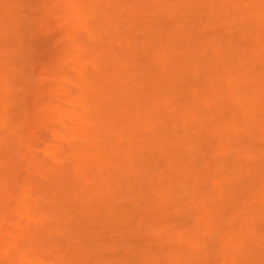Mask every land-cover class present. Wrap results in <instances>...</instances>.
<instances>
[{
	"label": "rangeland",
	"instance_id": "1",
	"mask_svg": "<svg viewBox=\"0 0 264 264\" xmlns=\"http://www.w3.org/2000/svg\"><path fill=\"white\" fill-rule=\"evenodd\" d=\"M0 1L3 3V7L0 6V51L2 52L0 53V77L2 78L3 76L2 79H4L3 83L0 82V90L2 91H0V95L1 97L3 96L2 98L0 97V103L16 102L17 99L23 98L22 96H27L29 97V106L35 100L36 103L34 102V104L36 107L34 108L36 112L42 107H48L47 110L50 112V114L48 112L49 116L47 115L50 119L45 120L34 109H28V111L32 110L36 113V117L32 116L34 118L30 119L32 121L29 124V126L31 125L30 128L28 126V129L25 128V131L21 128L22 132H27L26 134L33 132L31 134L34 137H32L33 139L31 138L33 140L30 149L31 155L29 154L28 158L52 167L53 165L55 166L54 162L52 165V159L56 162L59 161L58 165L66 162L65 167L69 166L70 161H73L77 165L76 172L78 171V173L82 168L85 169L87 166L86 170H84L85 174L82 171L83 176L87 178L82 176V179V174L79 173L80 181L84 180L85 182V180H89L90 183H94V185L88 186L83 181H81L83 183L79 184V180L76 181L77 179H75L74 181L78 184L73 185L75 182L72 181L68 174L69 180L72 181V183L70 181L72 188L70 189L74 191L75 196L80 201L74 206L71 205V200L69 203V198H67L72 194L69 191V194H66L67 197L65 194L61 196L60 202L64 203L63 200L65 199L66 203H64V206L70 204L69 207L73 208L70 212L77 211L79 206L81 213L76 215L77 217L73 215L76 212L72 213L71 216L73 218L69 216L68 219H64L67 223L63 221L64 225L62 226L66 228L65 230L68 228L67 232H65L69 234L62 235L65 238L64 240L53 232L55 235L52 236L53 240H51L54 243L57 241L56 245L51 240L48 241L55 245L56 252H54L55 250L52 252L54 255L59 257L61 255H58V253L65 254L68 251L66 249L72 248L69 250L72 251L81 245V247H86V249L88 247V249L82 255H79L81 258L78 256L77 264H102L103 261L110 264V260L113 261L119 258L123 261V264H132V260L134 259L131 255L136 254V251L139 250L135 251L134 249V245L136 247L139 246L136 245L137 238H139L137 235L145 237L142 238V241L137 242V244H140L141 249H144L146 253L147 250H151V253H154L155 257L159 255L158 258L163 256L162 252L165 254L167 251V255L171 251H181L180 253L188 251L187 254L189 255V245L191 246L192 241L195 240L194 238L201 237L198 239L205 241L204 238L207 236L208 239H206L211 243L208 245L205 244V241L204 244L209 248L204 245L205 248L207 247L206 249L204 248L205 251L204 249L202 250L205 253L194 255L193 261L199 259V261H196L198 263L202 258L210 257L211 254L209 259H212L216 255L215 252H220L219 249H221L222 243L218 242L217 237L222 242L228 240L226 238L232 237L231 240L234 238L235 240L233 241L235 243L228 241L227 246H224L225 248L222 246L224 253H231L230 255L236 257L235 261L231 262L232 264H245L246 262H248L246 264L253 262L254 264L256 262L257 264L259 262L260 264H264V261H260L264 258V233L262 234L264 230L260 228L263 227L264 229V97L261 102L251 108V111L244 112L240 109L241 104H246L245 98L256 99L261 95L262 87L264 88V86H260L262 83L261 78L264 79V10H262L264 8V0H66L67 2L65 0H11L12 3L10 0ZM68 3H74L77 9L71 7ZM7 4H12V6L10 5L9 7ZM45 4L50 10L47 17L44 12H41ZM4 5L7 7L4 8ZM66 5H69V7L65 8ZM90 5L97 8V13L92 14L88 9ZM213 6L216 7L218 13L215 11L216 9L214 10ZM82 15L83 17H80ZM237 15L239 16L237 17ZM242 16L243 18H241ZM91 21L96 23L99 31H97L98 34L94 29L89 28ZM101 26L103 27L101 28ZM6 28L8 29L6 30ZM88 28L91 38H87L81 32L83 29ZM15 30L21 33L15 35ZM106 30H108V34L107 32L106 34L104 33ZM84 39L87 45L93 46V51L83 52L79 47V42ZM95 48L98 49L97 53L94 52ZM101 48H104V50L101 51ZM18 50L20 51L18 52ZM4 52L5 54H3ZM9 55H12V58ZM26 61L28 64H26ZM32 61L35 63L34 65H31ZM30 65L33 67H28ZM21 66L23 67L21 68ZM25 67L28 71H31L28 73L29 75L33 72L36 76L37 71L38 75L40 73V86L42 83L40 91L36 90V86H34L35 88L31 87L32 84H28L30 86L28 87L24 76L12 71L13 68L22 70ZM26 68L25 71L28 72ZM105 71L108 74H105ZM176 72L179 73L177 74ZM134 76L138 77L135 78ZM259 81L261 82L260 84ZM229 82L232 84L230 88L228 86ZM5 83L7 84L6 87L4 86ZM33 84H36L35 80ZM21 87H25V91ZM30 89H33V91L31 92ZM20 90L23 91V94L24 92L27 93V95H23ZM17 93H21L22 96ZM15 95L16 99L13 97ZM17 95L20 97L18 98ZM93 95L99 96V98L96 97L97 100H95V96L92 97ZM87 97H90L91 101L94 98L95 104H90V100L86 101ZM85 102H88V105ZM49 108L53 110L51 111ZM16 112L17 110L9 111L5 113V116H10L11 119L15 118L13 119L14 122L20 123L18 121L21 118L14 115L22 111ZM69 112H76L81 118L73 119V117H70ZM183 116L186 117L184 121L182 120ZM3 117V113L1 112L0 122L3 120ZM42 119L46 122L44 123ZM14 124L16 125V122ZM15 125H11V127H15ZM94 127L97 130L99 129V133ZM75 129L77 130L76 132L74 131ZM93 129L99 135L95 134ZM102 129L105 130L106 134H104L105 132ZM100 130L103 131L102 134ZM109 130L111 133L115 131L117 135L115 132L114 136L111 135V133L107 132ZM72 132L77 133L79 136ZM107 133H109V137H105L107 138L105 140L103 137ZM72 134L75 137L73 136V140L70 141L71 144L74 145L75 149L77 148L76 150H80V148L84 149L79 151L83 153V156L79 153L81 155L78 154L77 157L82 156L84 159L76 157L77 159L74 158L68 161L61 158V148L66 147L64 139L66 137L72 139ZM55 135L58 140L56 137L53 138ZM80 135L84 136L85 140ZM77 136L80 138H76ZM99 144L104 147H99ZM78 146L80 147L79 149ZM98 147L100 150L96 149ZM106 148L108 149L107 153ZM221 149L228 156L227 160H225L227 156L223 157L221 155ZM83 151L88 152L87 155L90 154V156L88 155L89 158L85 157ZM53 152L57 153L55 159L51 155ZM204 154H206V158ZM78 159L79 163L76 161ZM87 159L90 160V164ZM27 161V164H24L22 167L24 170L30 168L29 164L31 162ZM92 164H94V168ZM117 164L119 167H116L118 166ZM60 168L57 170L59 171ZM24 170L22 173H25ZM87 170L88 172H86ZM123 171L125 175H123ZM119 176H125V178ZM34 177L36 179V176ZM251 183L253 186H251ZM47 184L37 185L40 189L36 188V184L31 185V188L35 185L33 187L35 191L30 193L32 194V198L30 199L25 197V194L21 196V192H19L20 197L27 198L23 204V198L19 197L20 200L22 199V203L21 201L20 203L24 209L20 208L19 201L16 202L18 194L13 198L14 205L12 207L17 205V208L19 207L17 210H20V212L18 213L14 207L12 211L8 210L10 213L6 211V215L7 213L8 215L12 213L9 218L12 217L11 219L14 220L13 223L8 218L7 225L12 221L10 225L13 226L15 224L17 226V224H23L26 217L31 214L35 213L34 216L36 215V218H38L39 215L41 216V214L46 213V216L42 215L45 218L42 216L39 218L40 222H45L42 225L45 226V224L47 225V220L49 223L51 222L49 219H46L49 210L52 212L53 209L54 211L55 209H59L57 211H60L61 208H65L59 205L60 203L57 198V206L54 203H50L54 199H52L51 195L47 194H50L48 191L49 184ZM178 185H182L181 188H178ZM171 186L177 188H172ZM33 190L31 189V191ZM40 190L42 193H45L42 195L44 199L41 196ZM34 194L37 197L39 196V198L36 199L37 197L35 198ZM46 194L48 197H46ZM145 194V199L139 200V204L135 203V199L138 196ZM148 194L149 196H147ZM90 195L96 197L94 198L95 201L91 199L92 203L87 201V197ZM203 195L205 200H203ZM40 196L42 201L40 200ZM49 196L51 197L49 198ZM217 196L220 197L219 201ZM227 196L234 198L229 201L227 200L228 202L226 201L225 203L224 200H226ZM214 197H217L216 201H218V205L215 203ZM103 198H105L104 201ZM199 199L203 200V202L201 200L200 202ZM98 201L103 202V205L100 206L99 204L101 203H98ZM105 201L107 205L104 204ZM192 201L195 202L196 209L193 208L194 206H191ZM208 201H210V205H208ZM202 203L203 206L201 205ZM83 205L86 206V209ZM187 205L191 208H188ZM222 205L223 208H221ZM0 208L1 211L4 208V204ZM206 208L209 210L207 209V211ZM27 209L28 211L24 212ZM123 209L124 211H130V214L128 211L126 214L129 215L123 214ZM176 209L180 210L176 211ZM186 209H190V212ZM199 210L201 211L199 212ZM4 211L1 212L4 213ZM191 211H195L193 213L195 215H189ZM110 212L111 216H109ZM57 213L59 214V212ZM177 213L180 216H177ZM181 213L183 216H181ZM196 213L200 215H196ZM261 213L262 215H260ZM60 214L62 215L63 213L60 211ZM229 215L230 217L228 218ZM254 215H258V217ZM259 217L260 219H258ZM89 219L91 223H89ZM111 219L114 220H112L114 223H109ZM195 220L202 221L201 224H207V229L208 226L209 228L213 227V229L207 230L203 227L205 225L201 226L199 230L198 228H194L196 230L193 233H198H194L196 234L195 236L192 232H189L193 230L190 228L195 225L193 224L196 223ZM157 221H159L160 225H158ZM171 222L176 227L173 226L174 224L171 225ZM226 222L228 223L226 224ZM179 223L182 226L183 224L187 226L184 225V228L180 226L181 228L179 227L178 229H182L181 232L188 231L190 227L188 232H183L184 235H179L181 238L182 235L184 236L183 244H179V242L183 241L179 239V242H175L181 245L180 247L174 245L175 242H172L173 247H171L170 243V248H166L167 251H160V248L163 247L162 241L165 245L166 241L170 238V236L166 238V235H169V233H165V235V231L163 230H168L170 228L169 225H171L169 231H175ZM229 223L232 224V227H230ZM29 224L27 223V225ZM10 225L8 226L10 227ZM156 225L158 226L156 227ZM145 226L147 228L149 226V230L156 227L155 232H153L154 230L152 231L153 233H156V229L162 226L164 229L159 230L163 231V235L157 232L160 237L157 238L156 234L152 233L151 235L149 233L151 236L146 239L149 234L147 233L148 235L145 236V232L150 231H146L147 228L144 229ZM246 226H248L249 230ZM202 227L203 229H201ZM56 228L58 229L60 226ZM172 228L175 229L171 230ZM178 229L177 232L180 233ZM128 230H132V233ZM15 231L13 230V232ZM48 231L50 230H46V233ZM74 231L78 233L77 239L76 232ZM11 232L8 233L10 236L12 235V238L6 233L0 242H6L11 238L10 242L12 240L15 243L16 239L13 240V236L17 231L15 234H11ZM143 232L144 235L141 234ZM41 233L47 236L45 230H41ZM130 233L133 235L130 236ZM185 233L188 234L187 238L193 234V240L190 237L192 240H190L191 244H188L189 239H185ZM231 233L232 235H229ZM43 234H38V237ZM210 234L211 237H209ZM222 234L225 235L224 238ZM55 236L56 238H54ZM6 237L8 238L6 239ZM85 238L87 239L85 240ZM211 238H215V242L212 243ZM73 239H75L74 242ZM198 239L197 242L199 243ZM38 240L40 239L34 240L37 242L35 247L36 249L39 247L42 254L47 245L42 249L45 245H39L44 238L41 241ZM66 241H72L73 243H67ZM85 241L87 245L84 244ZM201 242L200 245L203 244ZM258 242L262 245H260L261 248L257 246ZM4 244L2 243V245ZM68 245L70 246L69 248ZM128 246H131V250L134 249L132 253L129 248L126 249ZM183 246H186L187 249ZM3 248L0 249V252L4 256L6 250ZM49 249H52V247ZM217 249L218 251H216ZM158 250L159 252L157 253ZM190 251L192 253V248ZM10 252L15 255L16 251L12 250ZM29 252L30 255H27ZM33 252L35 251L33 250L31 253L30 249L24 251L27 258L25 259L26 262L33 259L27 264H55V262L51 263L54 259H49L55 257H52L51 253L49 254L46 251L45 254L47 253V256H44L45 254L43 256L48 259H45L43 256L41 258L33 257ZM85 252L86 255L89 253V258H85ZM1 253L0 256H2ZM185 255L181 259V263L183 264L192 261L189 260V257L185 258L188 260L186 262L184 259ZM155 257L152 258L155 260ZM216 257L221 256L217 255ZM84 259H89L88 261L90 262ZM149 259L148 255L147 260ZM215 259L209 264H214ZM222 259H218L219 261L221 260L220 264L223 261ZM82 260H84L83 263ZM2 262L0 261L1 264L4 263ZM64 262L60 263L67 264V262ZM150 262L151 259L149 260ZM205 263L208 264L207 261L205 262V259L204 261L202 260V264ZM152 264H155V262Z\"/></svg>",
	"mask_w": 264,
	"mask_h": 264
},
{
	"label": "bare ground",
	"instance_id": "2",
	"mask_svg": "<svg viewBox=\"0 0 264 264\" xmlns=\"http://www.w3.org/2000/svg\"><path fill=\"white\" fill-rule=\"evenodd\" d=\"M11 1V0H10ZM66 1V0H65ZM67 2V1H66ZM0 6H2L3 7V3H2V1H0ZM9 3V2H8ZM11 3H12V1H11ZM212 3H214V2H212ZM220 3V2H219ZM68 4H70V3H68ZM8 5V4H7ZM10 5L12 6V4H9L8 6L10 7ZM5 6V5H4ZM70 6L71 7H73V8H75V9H77L76 8V6L74 5V3H71L70 4ZM7 6H5L4 8H6ZM8 7V8H9ZM67 7H69V5H66L65 6V8H67ZM100 7V6H99ZM218 7V6H217ZM263 7V6H262ZM213 8H214V10L216 9V7L215 6H213ZM212 8V9H213ZM245 8H247V6H245ZM3 9V8H2ZM88 9L92 12V14H95V13H97V8H95V6H91L90 5V7H88ZM159 9V8H158ZM103 10V9H102ZM246 10H248V9H246ZM262 10H264V8L262 9ZM159 11H161V10H159ZM195 11V10H194ZM211 11V10H210ZM215 11H217V9L215 10ZM214 11V12H215ZM41 12H44V14H45V16L47 17V15H49V13H50V10H49V7L45 4V6L42 8V11ZM158 12V11H157ZM213 12V11H212ZM163 13V12H162ZM217 13H218V11H217ZM216 12H215V14H217ZM106 14H108V13H106ZM160 14V13H159ZM214 14V13H213ZM214 14V15H215ZM211 15H212V13H211ZM240 16H241V14H239ZM239 15H237V17L239 16ZM243 15V14H242ZM105 16V15H104ZM160 16V15H159ZM171 16V15H170ZM80 17H83V15L82 16H80ZM163 17V16H162ZM213 17V16H212ZM211 17V18H212ZM104 18V17H103ZM210 18V19H211ZM241 18H243V16L241 17ZM94 19V18H93ZM92 19V20H93ZM104 19H106V18H104ZM162 19V18H161ZM239 19H240V17H239ZM239 19H238V22H239ZM226 20V19H225ZM108 21V20H107ZM159 21V20H158ZM161 21V20H160ZM163 22V21H162ZM162 22H161V24H162ZM174 22V21H173ZM0 23H1V21H0ZM102 23H104V22H102ZM237 23V22H236ZM108 24V23H107ZM160 25V24H159ZM162 25H164V24H162ZM5 26V25H4ZM158 26V25H157ZM2 27V26H1ZM103 26H101V28H102ZM180 27H181V25H180ZM3 28V27H2ZM11 28H13V27H11ZM90 29L92 28V29H94L95 30V32L98 34V28H97V25H96V23H94V22H92L91 21V24H90V27H89ZM89 28L88 29H83L81 32H83L84 33V35H86L87 36V38H91L90 36H91V34H90V32H89ZM100 28V29H101ZM8 28H6V30H7ZM21 29V28H20ZM5 30V31H6ZM10 30V29H9ZM10 31H12V30H10ZM98 31V32H97ZM12 32H14V31H12ZM15 35L18 33V31H16L15 30ZM106 32H107V34L109 33L108 32V30H106L104 33L106 34ZM224 32V31H223ZM21 33V32H20ZM20 33H18V34H20ZM168 33V32H167ZM165 34H166V31H165ZM231 34V33H230ZM167 35V34H166ZM232 35V34H231ZM11 36V35H10ZM9 36V37H10ZM12 37V36H11ZM16 37V36H15ZM19 37V36H18ZM19 38H22V37H19ZM105 39H106V37H105ZM161 39V38H160ZM104 40V39H103ZM72 41H74V40H72ZM146 41V40H145ZM161 41V40H160ZM152 42V41H151ZM154 43V42H153ZM157 43V42H156ZM159 44H161L160 42H159ZM227 44V43H226ZM79 47L83 50V52H89V51H93V46L92 45H87L86 44V42H85V39L84 40H82V41H80L79 42ZM153 45H155V44H153ZM158 45V44H157ZM224 45V44H223ZM228 45V44H227ZM25 46V45H24ZM152 46V45H151ZM226 46V45H225ZM1 48V47H0ZM20 48V47H19ZM24 48V47H23ZM22 48V49H23ZM16 49V48H15ZM5 50V49H4ZM10 50V49H9ZM99 50H100V48H99ZM104 50V48H101V51H103ZM17 51V50H16ZM20 50H18V52H19ZM128 51V50H127ZM94 52L95 53H97L98 52V49H94ZM158 52V51H157ZM157 52H156V55H157ZM0 53H2L1 51H0ZM27 53V52H26ZM26 53H24V54H26ZM3 54H5V52L3 53ZM11 54V53H10ZM14 54V53H13ZM12 54V55H13ZM12 55H9V56H11V58H12ZM158 55H160L159 53H158ZM5 56V55H4ZM3 56V57H4ZM14 56V55H13ZM155 56V55H154ZM16 57V56H15ZM153 58V57H152ZM8 59V58H7ZM159 59V58H158ZM4 60V59H3ZM21 60V59H20ZM253 60H254V58H253ZM25 61V60H24ZM27 62V61H26ZM31 62V61H30ZM8 63H9V61H8ZM12 63V62H11ZM14 63V62H13ZM175 63V62H174ZM25 64V63H24ZM26 64H28V62L26 63ZM30 64V63H29ZM35 63L32 61V63H31V65H34ZM4 65V64H3ZM9 65V64H8ZM23 65V64H22ZM28 66V67H30V68H32L33 66ZM141 65V64H140ZM197 66H198V63H197ZM18 67V66H17ZM23 66H21V68H22ZM37 67V66H36ZM40 67V66H39ZM12 68V67H11ZM16 68V67H15ZM20 68V67H19ZM26 68V67H25ZM25 68H23L22 70H20V69H14L13 68V70L12 71H14V72H16V74H20V75H23L24 76V79H25V83H26V85H28V84H32L31 85V87L33 86V88H35L34 86H36V90H38V91H40L41 90V87H42V83H41V86H40V82H41V80H40V78H41V76H40V73H39V75H38V71H37V74H36V76H35V74L32 72V74H28V73H30L31 71H28V69H27V71L28 72H26L25 71ZM30 68H29V70H30ZM177 68V67H176ZM35 69V68H34ZM33 69V70H34ZM37 70H38V68H37ZM107 70H109V69H107ZM142 70V69H141ZM36 71V70H35ZM8 72V71H7ZM40 72V71H39ZM111 72V71H110ZM0 73H1V70H0ZM105 74H108L106 71L104 72ZM139 73V72H138ZM174 73V72H173ZM177 73V72H176ZM179 73V72H178ZM177 73V74H178ZM28 74V75H27ZM104 74V75H105ZM136 74H137V72H136ZM136 74H135V76H136ZM19 75V76H20ZM33 75V76H32ZM139 75V74H138ZM2 76V75H1ZM23 76H21V77H23ZM134 76V77H135ZM34 77V78H33ZM138 77V76H137ZM137 77H135V78H137ZM140 77V76H139ZM2 78H3V76H2ZM1 77H0V82H2L3 83V80L4 79H2ZM17 78V77H16ZM6 79V78H5ZM262 79V83L264 82V79L263 78H261ZM12 80V79H11ZM36 81V84L34 85L33 84V81ZM24 83V84H25ZM261 82L259 81V84H260ZM261 83V84H262ZM23 84V83H22ZM211 84H215V83H211ZM260 84V86L262 87V86H264V83L261 85ZM11 85V84H10ZM13 85H14V83H13ZM26 85H24V86H26ZM5 87L7 86V84L5 83V85H4ZM22 86V85H21ZM228 86H229V88L230 87H232V84H231V82H229L228 83ZM27 87V86H26ZM28 87H30L29 85H28ZM3 88V87H2ZM25 87H21V89H23L24 91H25V89H24ZM262 91H261V95L260 96H258L256 99L255 98H253L252 100L250 99V98H245V103L246 104H241L240 105V109H242L244 112H249V111H251V108L253 107V106H255L256 104H258L259 102H261L262 101V98L264 97V88L262 87ZM31 90V89H30ZM243 90V89H242ZM241 90V91H242ZM1 91V90H0ZM4 91V90H3ZM20 91H22V90H20ZM27 91V90H26ZM33 91V89L31 90V92ZM37 91V92H38ZM2 92V91H1ZM35 92V91H34ZM65 92V91H64ZM7 94V93H6ZM18 95H20V96H22L21 95V93L19 94V93H17ZM22 94H23V91H22ZM24 94L25 95H27V93H25L24 92ZM23 94V95H24ZM13 95V94H12ZM18 95H17V97H18ZM100 95V94H99ZM19 96V97H20ZM95 95H93L92 97H94ZM0 97H1V95H0ZM3 97V96H2ZM1 97V98H2ZM13 97H15V99H16V95L15 96H13ZM18 97V98H19ZM23 98H21V99H17L16 100V102H11V101H9V102H1L0 103V114H1V112L3 113V120L0 122V206L1 205H3L4 204V208L1 210L2 212L4 211V213H2L1 211H0V241H1V238H4L5 237V235H6V233H7V235H9V233L8 232H11V234L12 233H14L15 234V232H16V234L15 235H17V236H15L14 234V239L13 240H15L16 239V241H15V243L11 240V242H10V239L12 238V235L10 236L11 238L8 240V241H2V242H0V246L2 245V243L4 244V245H2L4 248H5V250H6V252L4 253V256L2 255V253H1V255L2 256H0V261H3L2 263L3 264H27V263H30L31 262V260H33V259H28V260H30V261H28V262H26V260L25 259H27L26 257H25V254H24V251H28L29 249H30V251H31V253H32V251L34 250L35 252H33L34 253V256H33V254H31L33 257H37V258H41V256H43L44 254H45V252L47 251L49 254L51 253L53 256L52 257H54V258H49V259H54L53 261H51V263L53 262H55V264H63V263H60V262H63V261H65L64 263H66L67 262V264H77V262H78V256L79 255H82V253L84 252V251H87V249H88V247H87V249H86V247L84 248V247H81V245L80 246H77V248L76 249H73L72 251H69V250H71V249H66V251L68 250L69 251V253H68V251H67V253H58V255H61V256H57V255H54V253H52L54 250V252H56V248H55V243L57 242H53L52 240V236L53 235H55L54 233H56L58 236H61L62 237V235H65V234H68V233H66L67 232V230H68V228H67V230H65L66 228H64L62 225H64V223H63V221H66V220H64V219H68V217L69 216H71L72 215V213H75V214H73L74 216H76V215H79L80 213H81V208H80V210H79V206H78V210L80 211H78L77 209V211H72V212H70L73 208H71V207H69V205L70 204H68V206H64V203H66V201H65V199L63 200L64 201V203H61L60 202V199H62L61 198V196L63 195V194H65V196H66V194H69V191L73 194V196H72V194H71V196L70 197H67V198H69V203H70V200H71V202H72V204L71 205H75V204H77L80 200H78V198H77V196H75V193H74V191H71V184H70V181L71 180H69V178L71 177V179H72V181H74L75 179H77L76 181H80V176L78 175L79 173L80 174H82V171H84V170H86V167H85V169L84 168H82V170L81 171H79V173H78V171L76 172V164H75V162H73V161H70V160H73L74 158L75 159H77V158H80V157H82L83 156V153L82 152H79L80 150H84V149H82V148H80L79 146H78V149L80 148V150H76L75 149V147H74V145L73 144H71V142L70 141H72L73 140V136L75 137V135L77 134H75V132L77 131L76 129L74 130L75 132H72V133H74L75 135H73L72 134V139H68L67 137L64 139V137H63V139H64V143L66 144V147L65 148H61V158L63 159V160H68V161H70L69 163V166L67 165V167H65L66 165H65V163H61L62 165H58L59 164V161H53V159H52V165H53V162L55 163V166L53 165V167L52 166H50V165H47V164H45L44 165V163H38L37 161H33V160H30L29 158H28V156H29V154H30V149H31V147H32V142H33V140H31V138L33 137V135H31L33 132H29V134H26L27 132H24L26 129H28V126H29V124H31V120L30 119H33L32 118V116H35V114L36 113H40L41 115H42V118L43 119H50V117H48L49 115H48V107H42V108H40V107H38V108H40V109H38L37 110V112L35 111V108L34 107H36V105L34 104V102H35V100L33 101V103L29 106V97H24V96H22ZM91 97V98H92ZM96 97H98L99 98V96H95L94 98H95V100H97L96 99ZM103 97V96H102ZM102 97H100V98H102ZM89 98V99H88ZM94 98L92 99V101L90 100V97H87L86 99H84V100H86V101H89L90 100V104H95V100H94ZM5 99H7V98H5ZM9 99V98H8ZM12 99V98H11ZM14 99V100H15ZM255 99V100H254ZM10 100V99H9ZM1 101V100H0ZM4 101V100H3ZM8 101V100H7ZM93 101H94V103H93ZM36 103V102H35ZM86 103V102H85ZM88 103V102H87ZM86 103V105H88ZM96 103H98V101H96ZM89 104V105H90ZM29 108H31V109H34V111L36 112H34V111H32V110H30V111H28V109ZM51 111L53 110V109H51V108H49ZM13 110H17V112H19V111H22V112H19L18 114H15L14 116L16 117H18L19 116V118H21V120L19 119V121L18 122H20V123H17V121H15L16 122V125L14 124L15 122H14V120L13 119H15V118H13V119H11L10 118V116L8 117L7 115L5 116V113H8L9 111H13ZM16 112V113H17ZM54 112V111H53ZM192 112V111H191ZM15 113V112H14ZM34 113V114H33ZM57 113V112H56ZM70 113V117H73V119H80L81 117H79L77 114H76V112H69ZM12 114H13V112H12ZM23 114V115H22ZM49 114H50V112H49ZM60 114V113H59ZM22 115V116H21ZM40 115V116H41ZM48 115V116H47ZM56 115V114H55ZM182 115V114H181ZM180 115V116H181ZM186 116V115H185ZM36 117V116H35ZM179 118H181V117H179ZM17 119V118H16ZM42 119V121H44ZM186 119V117H184L183 116V118H182V120L184 121ZM35 120V119H34ZM40 120V119H39ZM181 120V121H182ZM11 121H12V124H11ZM14 122V123H13ZM34 123H35V121H33ZM40 122V121H39ZM46 121H44V123H45ZM43 123V124H44ZM48 123V122H47ZM11 125H15V127H11ZM27 125V126H26ZM46 125V124H45ZM24 126V127H23ZM31 126V125H30ZM30 126H29V128H30ZM45 127H47V126H45ZM21 128H22V130H24L23 132H22V130H21ZM26 128V129H25ZM44 128V127H43ZM48 128V127H47ZM47 128H45V129H47ZM72 128H74V127H72ZM97 128H99V126H97ZM101 128V127H100ZM20 129V130H19ZM94 129L95 130H97L96 129V127H94ZM93 129V130H94ZM106 129V128H105ZM95 130H94V133L96 134L97 132H95ZM99 130V129H98ZM97 130V131H98ZM103 130V129H102ZM104 132H105V130H103ZM103 131H101L100 130V133L102 134V132ZM54 132V131H53ZM107 132H109V133H111L110 132V130L109 131H107ZM115 132V131H114ZM114 132L113 133H111V135H113L114 134ZM98 133H99V131H98ZM97 133V135H99ZM109 133H107V135L106 136H104L103 138L105 139V140H107V138H105V137H109L108 135H109ZM51 134H53V133H51ZM81 134L82 135H84V133H82L81 132ZM100 134V135H101ZM104 134H106V132L104 133ZM115 134L117 135V133L115 132ZM54 135V134H53ZM78 135V134H77ZM57 136H58V134H57ZM59 136H61L60 134H59ZM79 136V135H78ZM76 137V138H80V137ZM81 136V135H80ZM114 136V135H113ZM54 137H56V135L55 136H53V138ZM82 137V136H81ZM34 138V137H33ZM32 138V139H33ZM57 138V137H56ZM60 138V137H59ZM62 138V137H61ZM83 139H84V136L82 137ZM81 138V139H82ZM82 139V140H83ZM57 140H58V138H57ZM85 140V139H84ZM74 141H75V139H74ZM86 141H87V139H86ZM80 142V141H79ZM82 142V141H81ZM73 143V142H72ZM84 143V142H83ZM103 143H105V142H103ZM76 144V143H75ZM99 147H101V148H103L102 146H100V144L98 145ZM98 147V148H99ZM106 147H107V145H106ZM210 147V146H209ZM98 148H96L97 150H100V148L98 149ZM109 148V147H108ZM96 149H94V150H96ZM105 149V148H104ZM110 149V148H109ZM112 149V148H111ZM107 148H106V153H107ZM86 151H88V150H86ZM60 152V151H59ZM84 152V151H83ZM79 153H81L82 154V156H79V157H77V155L79 154ZM88 153V152H87ZM87 153L86 152H84V155H85V157L87 156L88 157V155L90 156V154H88L87 155ZM220 153H221V155L223 156V157H225V156H227V155H225V152L223 151V149H221L220 150ZM57 154V153H56ZM56 154H55V152H53L51 155H52V157H54V159H55V157H56ZM81 154H79V155H81ZM153 154V153H152ZM31 155V154H30ZM94 155V154H93ZM205 155L206 154H204V157H205ZM77 157V158H76ZM83 158V157H82ZM81 158V159H82ZM89 158V157H88ZM206 158V157H205ZM27 159H28V161H27ZM62 159H60V160H62ZM84 159V158H83ZM82 159V160H83ZM228 159V156H227V158L225 159V160H227ZM86 160V159H85ZM88 160V159H87ZM26 161L27 162H29L30 164H29V166H30V168L29 169H25L24 170V168H22L23 167V165L24 164H27L26 163ZM76 161H78L77 163H79V159L78 160H76ZM89 161L90 160H88V163H89ZM81 162V161H80ZM58 163V164H57ZM67 164H68V162H67ZM82 164H83V162H82ZM90 164V163H89ZM121 164H123V163H121ZM125 164V163H124ZM81 165V164H80ZM116 165V164H115ZM118 165V164H117ZM27 166V165H26ZM92 166H93V168H94V164H92ZM25 167V166H24ZM62 169H61V168ZM81 167V166H80ZM83 167V166H82ZM91 167V166H90ZM116 167H119V165L118 166H116ZM121 167H122V165H121ZM263 167H264V165H263ZM58 168H60L59 169V171L57 170ZM93 168H90V169H93ZM25 171V173H22L23 172V170ZM67 169H68V171H67ZM78 169V168H77ZM118 169V168H117ZM119 169H121V168H119ZM125 169V168H124ZM264 169V168H263ZM123 170V169H122ZM86 172H88V170L86 171ZM223 172H226V171H223ZM264 172V171H263ZM46 174V175H44V174ZM73 173V174H72ZM119 173H121V172H119ZM228 173H229V171H228ZM68 174L70 175V177H68ZM84 174H85V171H84ZM121 175V174H120ZM123 175H125L124 174V171H123ZM227 175V174H226ZM34 176H36V179H35V177ZM83 176V174L81 175V177ZM122 176V175H121ZM121 176H119V177H121ZM225 176V175H224ZM224 176H222V177H224ZM67 177H68V179H67ZM84 178H87V177H85V176H83ZM83 177H82V179H83ZM119 177H117L118 179H119ZM227 177V176H226ZM37 178H38V180H37ZM121 178H125V176L124 177H121ZM120 178V179H121ZM37 181V183H36V181ZM69 180V181H68ZM72 181H71V183H72ZM76 181H74L73 183V185H77L78 183L80 184V183H83L84 182V180H81V181H83V182H79L78 181V183L76 182ZM91 181V180H90ZM118 181V180H117ZM120 181V180H119ZM207 181V180H206ZM94 182V181H93ZM123 182H124V180H123ZM125 182H126V179H125ZM236 182V181H235ZM49 185H48V184ZM207 183V182H206ZM33 184H36V186L37 185H39V186H41V185H48V191L50 192V194L49 193H47L48 195H51L52 196V199H54V201H50V203L51 204H56L55 206H57V201L59 200V205L61 206H64L65 208H61V212L63 213L62 215H64V216H62L61 214H60V211H57V210H59V209H55V211H54V209H53V211L52 212H50V210H49V212L47 213V217H46V219H49L51 222L49 223V221L47 220V225L45 224V226H42L44 223H42V222H40V217L42 216V215H45L46 216V213H43V214H41V216L39 215V217L38 218H36L37 216L35 215L34 216V214L32 215H29V216H27L26 217V220L24 221V220H22V221H24V223L23 224H20V225H18L17 223V226L14 224L13 226L12 225H10V224H12V221H13V223H14V220H12L11 218L12 217H10L9 218V216H11V214L10 215H8V213H7V215H6V211H12V208L14 207H12V205H14L13 203H14V201H13V198H15V196L16 197H20V194H21V196L23 195L24 196V194H25V197H28L29 199L30 198H32L31 197V195L32 194H30L31 192H34L35 190H33L34 188V186H32V188H31V185H33ZM84 184H87L88 186L90 185H94V183L92 184V182L90 183L89 182V180H85V182H84ZM196 184V183H195ZM252 184V183H251ZM177 185V184H176ZM216 185V184H215ZM179 186V185H178ZM181 186L182 185H180L178 188H181ZM196 186V185H195ZM250 186V185H249ZM251 186H253V184L251 185ZM250 186V187H251ZM172 188H174L173 186H171ZM36 188H39L38 186L36 187ZM71 188V189H70ZM175 188H177V187H175ZM31 189L33 190V191H31ZM40 189V188H39ZM45 189H46V186H45ZM74 190H75V188H73ZM194 189V188H193ZM253 189V188H252ZM179 191H180V189H178ZM197 190V189H196ZM41 191V190H40ZM179 191H177L178 192V194L180 193ZM182 191V190H181ZM216 191V190H215ZM236 191V190H235ZM239 191V190H238ZM19 192H21L20 194H19ZM37 192H39L38 190H37ZM36 192V193H37ZM45 192V191H44ZM227 192V191H226ZM23 193V194H22ZM35 193V194H36ZM198 193V192H197ZM219 193V192H218ZM217 193V194H218ZM232 193H234V192H232ZM34 194V195H35ZM43 194H45V193H42V191H41V196L43 195ZM47 194H46V197H48L47 196ZM143 194V193H142ZM182 194H183V192H182ZM235 194H236V192H235ZM28 195V196H27ZM37 195H39V194H37ZM180 195H181V193H180ZM219 195V194H218ZM234 195V194H233ZM41 196H40V200H41ZM51 196H49V198L51 197ZM109 196V195H108ZM147 196H149V194L147 195ZM178 196V195H177ZM182 196V195H181ZM201 196V195H200ZM232 196V195H231ZM35 198L37 197L36 195L34 196ZM33 197V198H34ZM145 197H146V194L145 195H140V196H138V198H136L135 200H136V202L135 203H137V204H139L140 202H138L139 200H143V199H145ZM198 197V196H197ZM202 197V196H201ZM203 197H204V195H203ZM218 197V196H217ZM217 197H214V201H215V203H217V205H218V201L220 200V197H221V195H220V197H218V201H216L217 200ZM226 197V196H225ZM234 197H235V195H234ZM233 197V198H234ZM18 198H16V202L17 201H19V205H20V208H23L24 209V207H22L21 206V203H22V199L20 200V198H23V197H20L19 198V200H18ZM39 198V196L36 198V199H38ZM42 198H43V196H42ZM58 200H57V199ZM65 198V197H64ZM71 198V199H70ZM94 198H96V197H94L93 195H90L89 197H87V201L90 203H92L93 201H95L94 200ZM112 198V197H111ZM200 198V197H199ZM216 198V199H215ZM233 198H231V197H229V196H227V198H226V200H224L225 201V203H226V201L228 200H232ZM236 198H237V196H236ZM235 198V200H237V199H239V198H237L236 199ZM27 199V198H26ZM26 199L25 198H23V204H24V200L26 201ZM44 199V198H43ZM93 201H92V200ZM104 199L105 198H103V201H104ZM110 199V198H109ZM46 200V199H45ZM57 200V201H56ZM197 200V199H196ZM195 200V201H196ZM201 199H199V201H200ZM203 200H205V197L203 198ZM203 200H201L202 202H203ZM234 200V201H235ZM20 201H21V203H20ZM33 202H36L35 200H32ZM38 201V200H37ZM42 201V200H41ZM44 201V200H43ZM47 201H48V199H47ZM199 201H198V203H199ZM200 201V202H201ZM206 201H207V199H206ZM227 201V202H228ZM44 203H46V201H44ZM84 204H86L85 202H83ZM88 203V204H89ZM98 203H101V204H99L100 206L101 205H103L102 203L103 202H101V201H98ZM210 203V201H208V205H210L209 204ZM212 203H213V201H212ZM220 203H221V201H220ZM224 203V204H225ZM33 204V203H32ZM35 204V203H34ZM47 204V203H46ZM46 204H45V206H46ZM49 204V203H48ZM104 204L105 205H107L106 204V201L104 202ZM137 204H135L136 206H138ZM193 204V205H192ZM197 204V203H196ZM222 204V203H221ZM220 204V205H221ZM223 204V205H224ZM229 204V203H228ZM233 204V203H232ZM37 205V204H36ZM35 205V206H36ZM44 205V204H43ZM82 205V204H81ZM87 205V204H86ZM97 205V204H96ZM177 205V204H176ZM188 205H190L189 203H188ZM187 205V206H188ZM197 205H199V204H197ZM202 206H203V203L201 204ZM213 205V204H212ZM223 205H222V207L221 208H223ZM226 205V204H225ZM30 206V205H29ZM48 206V205H47ZM51 206V205H50ZM54 206V205H53ZM55 206H54V208H55ZM61 206V207H62ZM76 206V207H77ZM84 207H85V209H86V206L85 205H83ZM178 206V205H177ZM191 206L193 207V208H195V207H197L196 205H195V202L194 201H192V203H191ZM207 206V205H206ZM3 207V206H2ZM88 207V206H87ZM103 207V206H102ZM101 207V208H102ZM176 207V206H175ZM180 207V206H179ZM184 207V206H183ZM7 210H6V209ZM14 208H16V210L19 208H17V205L14 207ZM32 208H34V207H32ZM58 208H59V206H58ZM96 208V207H95ZM94 208V209H95ZM99 208V207H98ZM104 208H105V206H104ZM107 208V207H106ZM121 208V207H120ZM184 208H186V207H184ZM188 208H191L190 206H188ZM201 208V207H200ZM220 208V207H219ZM220 208V209H221ZM225 208V207H224ZM1 209V208H0ZM11 209V210H10ZM29 209V208H28ZM28 209L27 210H23L24 212H26V211H28ZM48 209V208H47ZM88 209V208H87ZM111 209H112V207H111ZM178 209V208H177ZM176 209V211H179V210H177ZM196 209V208H195ZM203 209H204V207H203ZM208 208H206V210H207ZM240 209V208H239ZM14 210V209H13ZM120 210H122V209H120ZM187 210V209H186ZM194 210V209H193ZM209 210V209H208ZM207 210V211H208ZM211 210V209H210ZM221 210H223V209H221ZM242 210V209H241ZM247 210V209H246ZM246 210H244V211H246ZM8 211V212H9ZM18 211V213L20 212V210H17ZM22 211V210H21ZM36 211V210H35ZM59 212V214L57 213V212ZM95 211H96V209H95ZM94 211V212H95ZM123 211H124V209H123ZM128 210H125L124 211V213L123 214H125L126 216L127 215H129L130 213V211H128V213L129 214H126V212H127ZM175 211V210H174ZM182 211V210H181ZM188 212H190V209H188L187 210ZM186 211V212H187ZM201 210H199V212H200ZM206 211V212H207ZM224 211H226L225 209H224ZM228 211V210H227ZM249 211V210H248ZM247 211V212H248ZM255 211V210H254ZM24 212H23V214H24ZM34 212V211H33ZM82 212H83V210H82ZM109 212V211H108ZM111 212H112V210H111ZM111 212H110V215L109 216H111ZM122 212V211H121ZM183 212V211H182ZM187 212V213H188ZM195 212V211H194ZM194 212H192L191 211V213H189V215L190 214H192V215H195V214H193ZM197 212V211H196ZM223 212V211H222ZM241 212V211H240ZM250 212V211H249ZM255 212H258V211H255ZM10 213V212H9ZM13 213H15L14 211H13ZM22 213V212H21ZM28 213H30V212H28ZM173 213V212H172ZM210 213V212H209ZM208 213V214H209ZM211 213H212V210H211ZM225 213V212H224ZM238 213V212H237ZM253 213V212H252ZM26 214V213H25ZM87 214V213H86ZM122 214V215H123ZM227 215H228V213H226ZM226 214H225V216H226ZM21 215V214H20ZM60 215V216H59ZM196 215H200V214H198V213H196ZM213 215V214H212ZM223 215V214H222ZM230 215H231V213H230ZM230 215L228 216V218L230 217ZM242 215H243V213H242ZM260 215H262V213L260 214ZM8 216V217H7ZM18 216V215H17ZM23 216V215H22ZM34 216V217H33ZM108 216V218H110ZM177 216H180V215H178V213H177ZM181 216H183L182 215V213H181ZM224 216V215H223ZM239 216H241V215H239ZM252 216V215H251ZM254 216H256V217H258V215H254ZM23 217H25V216H23ZM43 218H45L44 216H42ZM63 217V218H62ZM72 217V216H71ZM77 217V216H76ZM79 217H81V216H79ZM125 217V216H124ZM187 217H188V215H187ZM198 218H199V216H197ZM203 217V216H202ZM205 217V216H204ZM253 217V216H252ZM11 219L12 221L8 224V225H10V227H11V230H10V227L7 225V221L9 220V219ZM22 218V217H21ZM73 218V217H72ZM84 218V217H83ZM90 218V217H89ZM128 218V217H127ZM209 218V217H208ZM224 218V217H223ZM227 218V217H226ZM236 218V217H235ZM243 218V217H242ZM253 218H255V217H253ZM8 219V220H7ZM70 219V218H69ZM82 219V218H81ZM80 219V220H81ZM197 219V218H196ZM237 219V218H236ZM258 219H260V217L258 218ZM90 220V219H89ZM107 220V219H106ZM106 220H105V223H106ZM113 219H111V220H109V223H114L113 221H112ZM176 220V219H175ZM181 220V219H180ZM202 220V219H201ZM235 220V219H234ZM251 220H253V219H251ZM21 221V222H22ZM70 221V220H69ZM155 221V220H154ZM154 221H151V222H154ZM196 221V220H195ZM208 221V220H207ZM227 221V220H226ZM233 221V220H232ZM19 222V221H18ZM158 223H159V221H157ZM178 222H179V220H178ZM190 222H192V221H190ZM194 222V221H193ZM199 221L197 220L196 221V223L198 224V225H200L199 227H197L198 225L196 224V223H193V224H195V225H193V226H191V228L190 229H193L192 231H189V228H188V231L189 232H192L193 233V231H195L196 229H194V228H198V230L200 229V227L201 226H203V225H205L204 223L203 224H201L202 223V221L201 222H199ZM212 222V221H211ZM230 222V221H229ZM27 223H30L29 225H27ZM49 223V224H48ZM66 223H67V221H66ZM65 223V224H66ZM89 223H91V220H90V222ZM107 223H108V221H107ZM156 223V222H155ZM154 223V224H155ZM158 223H156V224H158ZM172 223V222H171ZM170 223V224H171ZM228 222H226V224H227ZM40 224V225H39ZM148 224H150V225H152L151 223H148ZM174 223H172L171 225H173ZM230 224V227H232V224L231 223H229ZM229 224H228V226H229ZM264 224V223H263ZM149 225V226H150ZM158 225H160V223L158 224ZM158 225H156V227L158 226ZM171 225H169V227L171 228ZM176 225H177V223H176ZM185 224H183V226H184ZM192 225V224H191ZM58 226H60V228H56V227H58ZM149 226H148V228H149ZM164 226V225H163ZM173 226H175V224L173 225ZM172 226V227H173ZM180 226H182L181 225V223H179V226L177 227V229L180 227ZM182 226V228H184ZM186 226V225H185ZM207 224L205 225V226H203L204 228H206L207 229ZM216 226V225H215ZM218 226V225H217ZM227 226V227H228ZM261 226V225H260ZM264 226V225H263ZM13 227V228H12ZM62 227V228H61ZM153 227V226H152ZM156 227H154V229L152 228V230L150 229H148L147 228V226H145V228L144 229H146V231H150V232H145V236L146 235H148L149 233H151V235H152V233L153 232H155V228ZM176 227V226H175ZM187 227V226H186ZM203 227L201 228V229H203ZM247 227V229H248V226H246ZM45 228H47V229H45ZM150 228H151V226H150ZM164 229V227H162V226H160V228L159 229ZM170 228H168V230H163V231H165L164 232V234L166 233H169V235L167 234H165L167 237L166 238H168L169 236H170V238L169 239H171V241H169V239L166 241V244L164 245V242L162 241V245H163V247H161L159 250L160 251H164L165 252V250H166V248L167 247H169L170 248V243H171V247H173L172 245H173V243L172 242H175V241H178L179 242V239H180V241H181V239L183 240L182 242H179V244H183V242H184V233L183 232H188V231H183V232H181L182 231V229H178V230H180V233L179 232H177V229H175V228H172L171 230H173V229H175V231H169L170 230ZM181 228V227H180ZM212 229H213V227H211ZM211 228H209V226H208V229H211ZM220 228V227H219ZM260 228H262V230H264L263 229V227H260ZM15 231V232H13V230ZM59 229H61V230H59ZM158 228L156 229L157 230V232H160V233H162L161 235H163V231L162 230H159ZM205 229V230H206ZM207 229V230H208ZM215 229V228H214ZM223 229V228H222ZM230 229V228H229ZM244 229H245V227H244ZM253 229V228H252ZM40 231V233H39V231ZM41 230L42 231H44L45 230V233H46V230H50V231H48V233H46L47 234V236H49L50 234H52V235H50L49 237H47V236H45L43 233H41ZM154 230V231H153ZM187 230V229H186ZM204 230V231H205ZM220 230V229H219ZM249 230V229H248ZM66 231V232H65ZM129 232H131L130 230H128ZM153 231V232H152ZM203 231V230H202ZM211 231V230H210ZM222 231V230H221ZM255 231H256V229H255ZM259 231V230H258ZM54 232V233H53ZM74 232H76V239H77V235H78V233H77V231H74ZM73 232V233H74ZM79 233H80V231H78ZM123 233H124V231H122ZM144 232L143 233H141L142 235H144ZM157 232L156 233H153V234H156L157 236V238H160L159 237V233L157 234ZM173 232H175V233H173ZM177 232V233H176ZM212 232H214V231H212ZM225 232V231H224ZM231 232V231H230ZM236 232V231H235ZM247 232V231H246ZM249 232V231H248ZM50 233V234H49ZM122 233V235H124ZM132 233V232H131ZM130 233V236L131 235H133V234H131ZM148 233V234H147ZM171 233H172V235H171ZM194 233H196V234H198L197 232H194ZM193 233V234H194ZM205 233V232H204ZM256 233H257V231H256ZM264 232L262 231V234H263ZM38 234H43V235H39V237H38ZM49 234V235H48ZM141 234H139V235H141ZM181 234H183L182 235V238L180 237L181 236ZM193 234H191V238H192V235ZM196 234H194L195 236H196ZM200 234V233H199ZM206 234V233H205ZM208 234V233H207ZM219 234V233H218ZM225 234H226V232H225ZM258 234H260V233H258ZM69 235V234H68ZM80 235V234H79ZM90 235V234H89ZM141 235V236H142ZM150 234L148 235V237L146 238V239H148L150 236H151ZM179 237H178V236ZM188 234H186L185 233V239H189V243L188 244H191V242H190V240H191V238L190 237H186ZM217 235V234H216ZM229 235H232V233L231 234H229ZM234 235V234H233ZM237 235V234H236ZM240 235H242V234H240ZM253 235V234H252ZM4 236V237H3ZM72 236V235H71ZM73 236H75V235H73ZM194 236V237H195ZM222 236H223V238H224V236L225 235H223L222 234ZM235 236V235H234ZM239 236V235H238ZM16 237V238H15ZM18 237V238H17ZM51 237V238H50ZM64 237V236H63ZM62 237V238H63ZM66 237V236H65ZM80 237V236H79ZM87 237H89V236H87ZM137 237H139V238H137L138 239V241L137 242H139L140 240L142 241V238L144 237H140V236H138L137 235ZM163 237H165V236H163ZM174 237V238H173ZM209 237H211V234L209 235ZM220 237V236H219ZM236 238H237V236H235ZM240 237H242V236H240ZM8 237H6V239H7ZM42 238H44V240L46 239L47 240V242H45L44 240H42L41 241V239ZM54 238H56V236L54 237ZM61 238V239H62ZM75 238V237H74ZM81 238V237H80ZM91 238V237H90ZM145 238V237H144ZM178 240H177V239ZM198 238H201V237H195L194 239L196 240V242H194V241H192L193 240V238H192V244H191V246L189 245V255L187 254L188 253V251H186V253H180V252H172L171 251V253L170 254H168L167 255V252H165V254L162 252V255L163 256H161V258H158V256H154L155 254L154 253H151L152 251L150 250V251H148L147 250V253H146V251L144 250V249H141V246H140V244L138 243L137 244V242H136V245H139V246H135L134 244V249H135V251L137 250V249H139L140 250V252H138L139 250H137L136 251V254H132L131 255V257H133V259L134 260H132V262L134 263V261H136L135 263L137 264V262H138V264H147V263H149V260L151 259V262L153 263V262H155V264H183V263H181L182 261H181V259H182V257L185 255V257H184V259L185 258H191L192 257V259H190L189 258V260H192V261H188V260H186V262L188 261V263L187 264H195V263H197L196 261H199V259L198 260H194L193 261V258H194V255L196 256L197 254L198 255H200L201 253H203L204 251H205V249L208 247L207 245H205V244H208V245H210V241L209 240H207L208 238H207V236H206V238H204V240L207 242H205V241H203V240H199ZM232 238V237H231ZM231 238L230 237H228V238H226V239H228V240H225L224 242H222V241H220V239L217 237V239H218V242H221L222 243V245L220 246V248L221 249H219L220 250V252L218 251V249L216 250V251H218V253L217 252H215L216 253V255L212 258V259H209L210 257H211V254H210V257H204V258H202L201 259V264H202V260L204 261V259H205V262L207 261V263H208V259L211 261H209V263H212V261H213V259H215L216 261H217V263L216 264H218V262H219V264H220V261L218 260V259H220V258H223L222 260V262H221V264H232L233 263V261H235V258L236 257H234L233 255H230L229 253H224L223 252V247L226 245V244H228V241H233V240H235L234 238H233V240H231ZM262 238V237H261ZM37 239H40V240H38V241H41V242H38V243H41L39 246H43V245H45L42 249H44L45 247H46V245H47V247H46V251L44 250L43 251V253L41 254V249L39 248H37L36 249V247H35V245H36V241H34V240H37ZM52 239V240H51ZM65 238H63L62 240H64ZM67 239V238H66ZM72 239V238H71ZM70 239V240H71ZM87 238H85V240H86ZM162 239H165V238H162ZM197 239H198V241H199V243L197 242ZM215 239V238H214ZM214 239H212L211 238V241H212V243L213 242H215V240ZM239 239V238H238ZM248 239V238H247ZM254 239H255V237H254ZM263 239V238H262ZM262 239H260V240H262ZM4 240V239H3ZM51 240L53 243H51V242H49V241ZM74 240L75 239H73V242H74ZM145 240V239H144ZM214 240V241H213ZM221 240H223V239H221ZM253 240V239H252ZM256 240V239H255ZM259 240V241H260ZM226 241H227V243H226ZM238 241H240V240H238ZM254 241V240H253ZM256 241H258V240H256ZM35 242V243H34ZM67 243L69 242V241H66ZM70 242H72V241H70ZM69 242V243H70ZM72 242V243H73ZM88 242H90V241H88ZM200 242H201V244L203 245H200ZM204 242H205V244H204ZM230 242H229V244H230ZM234 242V241H233ZM232 242V243H233ZM13 243V244H12ZM44 243H46V244H44ZM47 243H51L50 245L49 244H47ZM186 243V242H185ZM184 243V244H185ZM235 243V242H234ZM233 243V244H234ZM241 243V242H240ZM255 243H257V242H255ZM255 243H253V244H255ZM259 243V242H258ZM262 243H263V241H262ZM81 244H82V242H81ZM84 244H86L87 245V243H86V241H85V243ZM89 244V243H88ZM161 244H159V245H161ZM178 243L176 244V242H175V244L174 245H176V246H181V245H179ZM187 244V245H188ZM217 244V243H216ZM224 244V245H223ZM243 244V243H242ZM249 244V243H248ZM247 244V245H248ZM90 245V244H89ZM132 245V246H133ZM186 245V246H187ZM204 245L205 246H207L206 248L204 247ZM231 245V244H230ZM244 245V244H243ZM242 245V246H243ZM261 244L259 243V244H257V246H260ZM1 246V247H2ZM58 246V245H57ZM114 246V245H113ZM186 246H183V247H185L186 248ZM218 246V245H217ZM223 246V247H222ZM227 246V245H226ZM225 246V247H226ZM233 246V245H232ZM262 246V245H261ZM261 246H260V248H261ZM0 247V249H2ZM50 247H52V249H49ZM59 247V246H58ZM70 246L68 245V248H69ZM136 247V248H135ZM224 247V248H225ZM234 247H235V245H234ZM251 247V246H250ZM3 248V249H4ZM28 248V249H27ZM114 248V247H113ZM117 248L119 249V247L117 246ZM130 249L131 250V246L129 247H126V249ZM133 248V247H132ZM191 248H192V253H191ZM205 248V249H204ZM209 248V247H208ZM239 248V247H238ZM24 249H26V250H24ZM48 249V250H47ZM116 249V248H115ZM134 249H132L131 250V253H132V251L134 250ZM168 249V248H167ZM187 249V248H186ZM204 249V251H202ZM216 249V248H215ZM214 249V250H215ZM244 249V248H243ZM263 249V248H262ZM5 250H1V251H5ZM12 250H14V251H16L15 252V255H13V253L12 252H10V251H12ZM38 250V251H37ZM58 250H59V248L57 249V252H58ZM142 250H144V251H142ZM159 250L157 251V253L159 252ZM210 250V249H209ZM212 250V249H211ZM225 250V249H224ZM228 250V249H227ZM232 250H233V247H232ZM61 251V250H60ZM134 251V252H135ZM154 251V250H153ZM182 251H184V250H182ZM207 251H208V249H207ZM207 251H206V253H207ZM226 251V250H225ZM231 251V250H230ZM249 251V250H248ZM262 251V250H261ZM18 252V253H17ZM141 252H142V254H141ZM209 252V251H208ZM235 252V251H234ZM252 252V251H251ZM250 252V253H251ZM257 252H258V250H257ZM205 253V252H204ZM222 253H224L223 255H222ZM259 253V252H258ZM30 255V252L29 253H27V255ZM41 254V255H40ZM48 254V255H49ZM56 254V253H55ZM88 255H86V252H85V258L86 257H88L89 258V253H87ZM144 254H146V255H144ZM208 254V253H207ZM254 254V253H253ZM256 254V253H255ZM144 255V256H143ZM148 255H149V257H150V259L149 260H147L148 259ZM173 255V256H172ZM202 255V254H201ZM217 255H219V256H221V257H216ZM237 255V254H236ZM259 255V254H258ZM39 256V257H38ZM44 256H47V253L44 255ZM43 256V257H44ZM83 256H84V254H83ZM125 256V255H124ZM145 256H147L146 258H145ZM187 256V257H186ZM240 256V255H239ZM80 257V256H79ZM99 257V256H98ZM155 257V260L153 259V258ZM258 257V256H257ZM259 257L260 258H262V256H260L259 255ZM32 258V257H31ZM45 258V257H44ZM47 258V257H46ZM45 258V259H46ZM81 258V257H80ZM117 258V257H116ZM135 258H136V260H135ZM198 258H200V257H198ZM234 258V259H233ZM260 258H259V260H260ZM12 259V260H11ZM48 259V258H47ZM96 259V258H95ZM95 259H93V260H95ZM263 260H260V261H264V258H262ZM41 260V259H40ZM84 260H86V261H88L89 259H84ZM84 260H82V263H83V261ZM113 260V259H112ZM214 260V264H215V261ZM252 260V259H251ZM257 260V259H256ZM36 261V260H35ZM45 261V260H44ZM184 261V260H183ZM237 261V260H236ZM244 261H246L245 259H244ZM243 261V262H244ZM88 262H90V261H88ZM110 264H123V261L119 258V259H114L113 261H111L110 260ZM125 262V261H124ZM149 263V264H152V263ZM200 262H198L197 264H199ZM232 262V263H231ZM243 262H241V263H243ZM86 263V262H85ZM103 263H105L104 261H103ZM102 263V264H103ZM126 263V262H125ZM132 263V264H133ZM134 263V264H135ZM184 263H185V261H184ZM208 263V264H209ZM236 263V262H235ZM246 263H248V262H246ZM245 263V264H246ZM1 264V263H0ZM101 264V263H100ZM105 264H109V263H105ZM129 264V263H128ZM131 264V263H130ZM206 264V263H205ZM244 264V263H243ZM251 264H254V262L253 263H251ZM255 264H257V262L255 263ZM258 264H260V262L258 263ZM261 264H263V263H261Z\"/></svg>",
	"mask_w": 264,
	"mask_h": 264
}]
</instances>
